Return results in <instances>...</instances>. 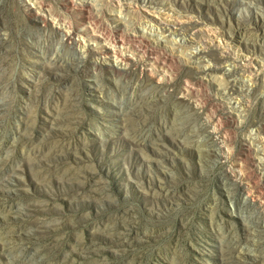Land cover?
Here are the masks:
<instances>
[{"label":"rangeland","instance_id":"374dc122","mask_svg":"<svg viewBox=\"0 0 264 264\" xmlns=\"http://www.w3.org/2000/svg\"><path fill=\"white\" fill-rule=\"evenodd\" d=\"M0 264H264V0H0Z\"/></svg>","mask_w":264,"mask_h":264},{"label":"bare ground","instance_id":"6f19581e","mask_svg":"<svg viewBox=\"0 0 264 264\" xmlns=\"http://www.w3.org/2000/svg\"><path fill=\"white\" fill-rule=\"evenodd\" d=\"M115 52V51H114ZM115 54V53H114ZM206 55L203 51H197L194 54H192L191 58L192 61H201L203 58H205ZM197 63V62H196ZM231 71V70H230Z\"/></svg>","mask_w":264,"mask_h":264}]
</instances>
